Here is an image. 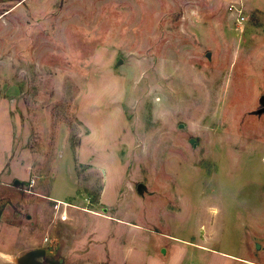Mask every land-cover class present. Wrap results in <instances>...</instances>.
<instances>
[{"label":"rangeland","instance_id":"rangeland-1","mask_svg":"<svg viewBox=\"0 0 264 264\" xmlns=\"http://www.w3.org/2000/svg\"><path fill=\"white\" fill-rule=\"evenodd\" d=\"M262 108L264 0H0V264H264Z\"/></svg>","mask_w":264,"mask_h":264},{"label":"crops","instance_id":"crops-1","mask_svg":"<svg viewBox=\"0 0 264 264\" xmlns=\"http://www.w3.org/2000/svg\"><path fill=\"white\" fill-rule=\"evenodd\" d=\"M43 254L44 253L41 248H33L31 250L26 251L23 257L16 261L15 264H43Z\"/></svg>","mask_w":264,"mask_h":264},{"label":"built area","instance_id":"built-area-1","mask_svg":"<svg viewBox=\"0 0 264 264\" xmlns=\"http://www.w3.org/2000/svg\"><path fill=\"white\" fill-rule=\"evenodd\" d=\"M67 220V215L66 212H62L59 216H58V221L60 222H64Z\"/></svg>","mask_w":264,"mask_h":264},{"label":"water","instance_id":"water-1","mask_svg":"<svg viewBox=\"0 0 264 264\" xmlns=\"http://www.w3.org/2000/svg\"><path fill=\"white\" fill-rule=\"evenodd\" d=\"M262 112H264V108H262V109H260V110L258 111V113H262ZM140 190H141V185H138V187H137V191L140 192Z\"/></svg>","mask_w":264,"mask_h":264}]
</instances>
